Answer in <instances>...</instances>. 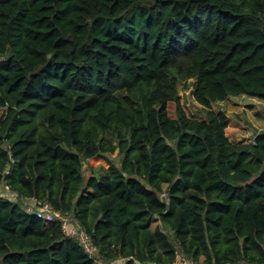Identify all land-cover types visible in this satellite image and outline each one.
Wrapping results in <instances>:
<instances>
[{"label": "trees", "instance_id": "trees-1", "mask_svg": "<svg viewBox=\"0 0 264 264\" xmlns=\"http://www.w3.org/2000/svg\"><path fill=\"white\" fill-rule=\"evenodd\" d=\"M239 96L264 102V0H0V264H95L34 200L104 264L263 263L264 131L232 143L211 110Z\"/></svg>", "mask_w": 264, "mask_h": 264}, {"label": "rangeland", "instance_id": "rangeland-1", "mask_svg": "<svg viewBox=\"0 0 264 264\" xmlns=\"http://www.w3.org/2000/svg\"><path fill=\"white\" fill-rule=\"evenodd\" d=\"M176 89L180 104L186 115L189 118L203 121L205 118V110L193 98L194 80L190 79L183 83L180 82L177 84ZM211 110L215 113L223 112L226 115L225 135L233 142L237 140V142L247 143L248 134H254L253 131L256 133L260 129H264V102L260 100L243 96L229 97L223 102L212 103ZM234 133L241 135L235 138L232 136ZM109 162L117 163L116 153L102 158L93 157L88 159L86 165L83 166L85 176L88 177L90 175V171L87 168L108 169ZM10 195L4 184H1L0 197L9 199ZM11 200L15 201V198ZM155 222L157 221L153 223ZM168 233L170 232L168 231Z\"/></svg>", "mask_w": 264, "mask_h": 264}, {"label": "built area", "instance_id": "built-area-1", "mask_svg": "<svg viewBox=\"0 0 264 264\" xmlns=\"http://www.w3.org/2000/svg\"><path fill=\"white\" fill-rule=\"evenodd\" d=\"M257 134H248L247 139L250 144H254ZM8 174V171L5 172ZM6 190L8 186L5 185ZM10 193V192H9ZM10 199L15 198V196L10 193ZM163 198L166 196L161 195ZM24 209L28 213H33L37 218L41 219L47 225H58L60 226L63 233L77 239L79 243L83 246L86 253H88L95 264H104L97 254L96 248L94 247L90 236L86 233L85 229L82 228L76 219L72 217L69 213H62L60 211L54 210L47 202L34 200L32 203L25 204ZM134 264H141L139 262H134ZM174 264H204L200 261H196L188 258L183 253L176 251L175 252V261ZM224 264H264L257 262H246V261H237L234 263H224Z\"/></svg>", "mask_w": 264, "mask_h": 264}, {"label": "crops", "instance_id": "crops-1", "mask_svg": "<svg viewBox=\"0 0 264 264\" xmlns=\"http://www.w3.org/2000/svg\"><path fill=\"white\" fill-rule=\"evenodd\" d=\"M244 97V96H243ZM263 132L264 131V129L262 130V129H260L259 131H257L256 133H260V132ZM254 132V134H255V131H253ZM240 135L241 134H238V133H234V135H232L233 137H235V138H238V137H240ZM228 138V137H227ZM229 139V141L230 142H232V143H242V142H237V140L235 141V142H233V141H231L230 140V138H228ZM157 222H155V223H152V228H155L156 226H157ZM123 263V261L122 260H118V261H114L113 263H111V264H122Z\"/></svg>", "mask_w": 264, "mask_h": 264}, {"label": "water", "instance_id": "water-1", "mask_svg": "<svg viewBox=\"0 0 264 264\" xmlns=\"http://www.w3.org/2000/svg\"><path fill=\"white\" fill-rule=\"evenodd\" d=\"M31 214H33V213H31ZM34 215V214H33Z\"/></svg>", "mask_w": 264, "mask_h": 264}]
</instances>
